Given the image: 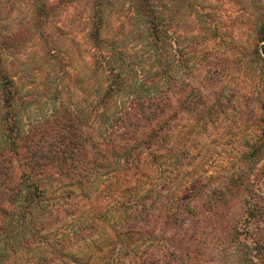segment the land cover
<instances>
[{"label": "trees", "instance_id": "trees-1", "mask_svg": "<svg viewBox=\"0 0 264 264\" xmlns=\"http://www.w3.org/2000/svg\"><path fill=\"white\" fill-rule=\"evenodd\" d=\"M126 1L146 42L133 49L104 42L103 22L94 21L93 47L105 45V84L86 111L60 108L26 123L0 53V264H205L204 227L234 205L243 212L233 230L238 264H264V180L256 188L244 168L264 160V129L211 187L215 177L201 175L203 142L237 114L233 96L222 99L179 74L184 60L170 10L161 6L167 0ZM257 18L252 63L264 71V14ZM139 53L141 63L130 68L138 88L129 89L119 62ZM147 70L155 78L144 83ZM201 198L198 209L192 202Z\"/></svg>", "mask_w": 264, "mask_h": 264}, {"label": "rangeland", "instance_id": "rangeland-1", "mask_svg": "<svg viewBox=\"0 0 264 264\" xmlns=\"http://www.w3.org/2000/svg\"><path fill=\"white\" fill-rule=\"evenodd\" d=\"M161 6L170 10L172 40L175 49L181 47L184 64L179 74L222 99L233 96L238 108L219 134L203 142L207 158L201 175L215 177L211 187H216L241 164L242 152L264 129V71L252 63L253 18L264 14V0H167ZM132 11L126 0H0V53L24 103L20 117L29 124L60 108L86 111L95 89L105 84V45L103 52L93 47L94 21L103 22L104 42L123 49L141 47L145 26ZM201 56L204 61L199 64ZM141 61L139 53L136 59L119 62L130 80L129 89L138 88L131 69ZM142 75L144 83L146 77L155 78L148 70ZM262 159L261 155L244 166L258 189H263ZM192 204L200 209L204 199ZM242 213L234 205L218 222L205 225L198 247L205 264H238L233 245L240 241L233 239V230L241 227ZM24 261L26 256L20 260Z\"/></svg>", "mask_w": 264, "mask_h": 264}]
</instances>
